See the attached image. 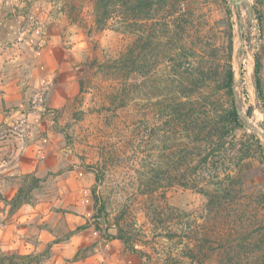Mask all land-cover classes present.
Masks as SVG:
<instances>
[{
  "label": "rangeland",
  "instance_id": "rangeland-1",
  "mask_svg": "<svg viewBox=\"0 0 264 264\" xmlns=\"http://www.w3.org/2000/svg\"><path fill=\"white\" fill-rule=\"evenodd\" d=\"M96 4L0 0V264H264V140L241 116L226 148L182 181L188 134L165 107L174 59L185 52V68L206 59L222 74L231 37L242 112L253 106L264 132V0H250L253 16L229 0H181L175 17L192 14L193 26L172 53L174 19L119 12L102 27ZM151 25L161 38L146 74H119ZM120 227L138 253L116 239Z\"/></svg>",
  "mask_w": 264,
  "mask_h": 264
},
{
  "label": "trees",
  "instance_id": "trees-1",
  "mask_svg": "<svg viewBox=\"0 0 264 264\" xmlns=\"http://www.w3.org/2000/svg\"><path fill=\"white\" fill-rule=\"evenodd\" d=\"M181 0H97L96 12L97 23L99 26H105L116 13H121L127 20L133 21L138 18H144L148 20H158V17L166 19H174L173 27L169 28L168 34L170 40L174 42L173 50H184L181 45L184 41V37L187 34V25L192 21V14L181 13L177 5ZM256 11V8L254 7ZM122 11V12H121ZM262 21V17H260ZM167 25V24H166ZM156 25L148 27H142L140 30L136 44L127 53H125L121 59L116 61L114 69L119 74L135 72H141L146 74L145 69L148 67L147 58L149 53L152 52V45L160 42L161 36L154 37V28ZM193 26V22L190 24ZM153 29V30H152ZM260 30L263 29L260 27ZM167 34V33H165ZM229 64L227 68L220 74L215 70L212 62L200 61L197 64L191 65V68H185L184 63L186 56L185 52L174 59L173 73L169 76V82L178 84L173 96V88L169 89L165 87V90H169L165 107L171 112L175 121L185 126L184 129L188 134V147L189 150L184 152L185 157H188L190 166L188 167L189 174L182 173L184 164V158L178 165L180 171L179 179L186 180L189 175L196 174L202 166H204L211 157L222 152L236 132L242 127L241 116L237 113L234 102L233 83L235 82V73L231 65V58L233 54V41L229 39ZM194 55V52H191ZM204 59V58H203ZM190 64V63H189ZM260 58L256 57L255 63V84L258 88L259 98L264 105V92L262 83L260 80ZM244 75V71H243ZM213 89L215 91H223L227 97V103L222 98L213 100L215 96L205 95V90ZM253 106H250L247 113L251 117L253 114ZM182 155V154H181ZM96 181L100 182V175H96ZM187 182V181H186ZM187 183H182V186H187ZM220 194V193H219ZM21 192L17 195L14 202L20 200ZM93 197L96 205L101 200L98 197L97 188L93 189ZM102 203V202H101ZM101 206H104L103 204ZM82 228H87L83 226ZM116 239L120 240L125 247L133 253L139 251L133 244V239L128 233L120 227L118 229ZM14 257H5L9 259ZM19 259H31L30 256H19Z\"/></svg>",
  "mask_w": 264,
  "mask_h": 264
},
{
  "label": "water",
  "instance_id": "water-1",
  "mask_svg": "<svg viewBox=\"0 0 264 264\" xmlns=\"http://www.w3.org/2000/svg\"><path fill=\"white\" fill-rule=\"evenodd\" d=\"M231 2V4H233L234 6H248L249 7V15L250 16H253V7L252 5L250 4V0H229ZM245 49V38L244 36H242V42H241V51H244ZM239 71L241 73V77L243 76L242 75V72H243V65H242V62H239ZM241 82V80L239 81H235L233 83V91H234V98H235V107H236V110H237V113L240 115V116H243L245 118V121H246V125L248 127L249 130L253 131L254 133H257L259 134L262 139L264 140V132H259L257 129H254L250 124H249V116L248 115H244L243 112H242V104H241V101H240V97H239V94L236 92V88L237 86L239 85V83ZM255 96L257 99L260 100L259 98V92H258V88L255 84ZM262 109H263V112H264V106L262 104Z\"/></svg>",
  "mask_w": 264,
  "mask_h": 264
},
{
  "label": "bare ground",
  "instance_id": "bare-ground-1",
  "mask_svg": "<svg viewBox=\"0 0 264 264\" xmlns=\"http://www.w3.org/2000/svg\"><path fill=\"white\" fill-rule=\"evenodd\" d=\"M243 17V16H242ZM241 35L243 36V31H241ZM250 53V52H249ZM239 62H242V65L244 64V61H243V59L242 58H240L239 59ZM242 75H243V72H242ZM251 76V75H250ZM242 78H243V76L241 77V73H240V71H239V79L238 80H236V81H239V80H242ZM237 89V88H236ZM236 92H237V90H236ZM238 93V92H237ZM245 115V114H244ZM263 117V116H262ZM259 121V120H258ZM249 124L254 128V129H257L259 132H261L262 133V131L259 129V128H257L256 126H254V123L252 124L251 123V121H250V118H249ZM257 124V123H256ZM257 134V133H256Z\"/></svg>",
  "mask_w": 264,
  "mask_h": 264
}]
</instances>
